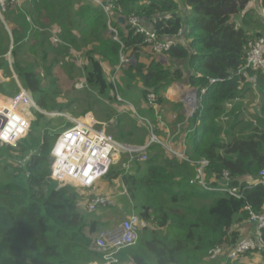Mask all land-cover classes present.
I'll return each instance as SVG.
<instances>
[{"label":"trees","instance_id":"obj_1","mask_svg":"<svg viewBox=\"0 0 264 264\" xmlns=\"http://www.w3.org/2000/svg\"><path fill=\"white\" fill-rule=\"evenodd\" d=\"M78 1L7 3L4 22L0 18V70L11 80L0 82V96L19 93L17 75L42 110L69 109L74 101L58 102L54 84L45 82L41 71L50 75L59 57L78 41L75 31L87 45L93 46L86 53L84 87L87 85L115 101L117 120L113 117L110 123L115 126L106 131L111 135L117 132L114 137L119 142H133L127 136L135 135L121 123H136L118 112L128 102L115 93L112 81L122 48L135 60L120 70L115 81L119 76L124 82L122 93L126 96L133 87L140 89L147 112L140 116L134 105L130 108L133 118L143 126V117L152 116L155 111L148 104V94L156 95L164 114L165 110L169 112L166 92L173 83L206 88L201 112L189 120L186 154L191 159L210 161L207 172L215 178L209 183L212 186L222 185L217 178L225 169L229 170L227 186L239 189L241 197L206 190L191 182L195 165L172 156L158 143L148 147L147 160L134 163L135 173L112 165L106 177L110 182L121 179L128 190V202L148 223L141 227L134 246L119 251L117 262L216 264L217 255L240 240L234 226L248 219L246 207L256 213L264 210V184L256 183L264 170V127L249 126L238 109L226 111L225 107L226 102L241 97L247 89L257 86L264 92V69L245 68L251 35L247 27H238L233 20L248 12L250 0H119L118 15H137L158 39L171 42L167 64L144 52V34L136 33L128 24L124 25L127 33H123L116 20L113 24L119 29L122 47L107 33L104 9L92 0H82V4L93 9L81 11L84 5L78 8ZM261 5L264 7V0ZM54 36L59 40L57 45L52 40ZM107 71L113 72L110 80ZM214 78L221 81L212 83ZM260 108L264 116V103ZM106 109L100 107L99 113L106 115ZM34 114L30 132L16 145L0 144V264L103 263L102 254L93 250L92 245L95 235L108 223L90 216L110 209L82 213L83 189L70 184L60 186L51 177L54 133L59 134L64 127L56 130L52 127L54 119L36 109ZM226 115L229 120L223 122ZM96 118L105 121L100 116ZM262 238L264 241V227Z\"/></svg>","mask_w":264,"mask_h":264},{"label":"built area","instance_id":"obj_2","mask_svg":"<svg viewBox=\"0 0 264 264\" xmlns=\"http://www.w3.org/2000/svg\"><path fill=\"white\" fill-rule=\"evenodd\" d=\"M15 0H0V18L7 10V3ZM101 6L107 14L108 32L111 37L119 41V29L114 26V21H118L117 5L119 0H92ZM118 17V19H117ZM124 17V25L128 24L136 33L145 35V42L153 52L160 57L165 55L171 46L168 40L158 39L156 33L148 29L140 22L137 15L131 14ZM56 38V39H55ZM53 42H59L54 36ZM123 47V44H122ZM159 61V60H158ZM133 59L126 55L123 48L120 52V63L117 65L115 74L112 78L115 84L116 76L123 67L131 65ZM161 62V61H159ZM245 68L264 69V38L258 40L250 39L246 48V64ZM230 78V77H229ZM221 81L219 78L211 80L212 83ZM206 92V88L195 89L184 97L186 104L187 119L195 118L197 112H201L202 99ZM118 99L121 100L118 95ZM148 104L157 110L159 105L156 95L153 93L147 96ZM231 106V105H230ZM38 109L36 101L31 93L20 85V91L12 98H2L0 96V144L14 146L17 142L25 137L31 125V109ZM227 118L228 116H224ZM148 123L149 121L145 119ZM87 115L82 119H73L71 125L65 126L58 134L53 148L51 150L52 164L51 177L58 181H70L75 186L82 188L85 194L82 200L84 208L90 211L107 205H113L115 193L98 192V184L106 175L114 164L118 152H128L140 155L139 161L148 159V147L153 143L162 145L169 154L180 160H186L196 167V174L191 182L210 191H221L230 195L241 197L242 193L239 189L227 186L230 181L229 170L225 169L217 181L222 185L212 186L207 180V169L210 165L208 159H191L186 154V149L180 150L173 146L172 143L152 134L151 140L145 145L126 146L119 142L113 135L107 133L106 124H102ZM191 129H187V134ZM162 139L165 141H162ZM185 143V141H184ZM215 180V178L213 177ZM256 183L264 184V170L260 171ZM248 221L257 226L255 237H246L238 240L231 248L222 250L216 260L222 259V264L233 262L239 257L253 252L264 253V241L262 238V229L264 227V210L261 213L254 212L249 206ZM88 212V211H86ZM148 223L143 220L138 213H132L122 220L117 227L103 229L96 237L94 244L103 252L104 264H112L117 262V254L119 251L132 246L139 238L141 227L147 226Z\"/></svg>","mask_w":264,"mask_h":264},{"label":"rangeland","instance_id":"obj_3","mask_svg":"<svg viewBox=\"0 0 264 264\" xmlns=\"http://www.w3.org/2000/svg\"><path fill=\"white\" fill-rule=\"evenodd\" d=\"M78 2H79L78 8L84 5V9H80L81 11H88L89 9H93L89 5L82 4L83 2L82 0H79ZM74 33L77 36L78 41L73 46H69V50L67 51V53L59 57V62L53 65L50 75L46 76L45 72L41 71L43 80L45 82H52L54 84V93H55L54 95L57 98L58 102L69 103L70 101H74V103L71 104V107L69 109L63 110V112H59L57 110H54L52 112H47V111L42 110L39 106H38L39 108L36 110L48 115L50 119H54L52 123V127H54V129L56 130L58 129L61 130L63 127L70 125L72 123V120L75 118L82 119V118H85L87 115L92 117L93 116L92 113H94L96 117L100 116L102 118H105V121L103 122L106 123L105 126L108 130L111 126H115V124L110 123L111 119L114 117L116 113L115 101L109 100L107 97L106 98L102 97L96 91L89 89L87 85L84 87L85 85L84 68L88 66L86 53L93 46L91 44L87 45L86 42L80 38L78 31H75ZM259 38H261V36L258 37V36L251 35L252 40H258ZM54 45H57V42L54 43ZM29 56L31 58L34 57V55L32 54H30ZM8 57H9L10 62L12 63L11 55L9 54ZM51 61H52V53L50 54L49 62ZM112 73L113 72L107 71L109 80L112 76ZM0 75L3 77L4 76L7 77L6 79L0 78V82L3 81V83H5L6 81L11 80V77L9 78V76H6L4 71H1ZM15 79H16L17 85L19 86L20 81L18 80L17 75H15ZM114 87H115V93L116 94L118 93L120 96H122L126 100V102H128V104L126 103L124 105H121L118 112L122 111L123 117L127 116L135 120L136 122V123H133V122H127V123L122 122L121 123L122 125L125 126L127 131L131 130V131H134L135 133V135L133 136H127V138H131L133 142L120 140L126 146L145 145L151 140L152 134H155L158 137H163V136H166L165 133L170 128L178 129L180 127L177 137L181 136V134L183 133V130L181 128L183 127L185 118L183 117L182 113L177 112V110H180L179 108L175 110V113H172V115L169 116L168 114L169 112L167 113L166 112L167 110H165L163 114L162 111L160 110L161 107L159 106L158 109L154 111V114L152 116L148 115L147 117H143L144 119H147L149 121L148 123H146V122H143V120H141L144 123V126H143L142 123H139L138 120L133 118L131 114L132 109L130 108V106L132 107L134 105L140 116H144L145 112H147L146 102L144 98L141 96L140 89L138 87L136 88L133 87L131 89V92L128 94V96L123 95L122 90L125 88V85L119 76L117 80L115 81ZM12 97L13 96L11 97L2 96V98H12ZM254 102H256V97L252 101H249V103H254ZM102 106L107 107L106 115L99 113V108ZM88 107H90L89 109L91 110L83 114L84 109ZM166 109H169V108H166ZM34 110L35 108L31 109V125H30V129L28 133L31 130L33 121L35 120ZM246 117L247 116H244L245 119ZM113 119L117 120V117H114ZM54 134L56 135L55 137V140H56L58 134L56 133ZM112 135L117 137V132L112 133ZM142 140H144L145 142L143 143ZM162 141L164 140L162 139ZM175 145H176V142L173 143V146ZM154 150L161 151V148L154 147ZM139 157L140 155L138 154H131L128 152H118L115 158L113 167L117 166V167H120V169L122 170L124 169L126 172L129 171V173H135L137 166L136 164L134 165V163L141 162L139 161ZM102 181L105 183L104 186L109 185L106 187V190L112 189V188H115L116 190H120L119 193L122 197L119 199V202L116 207L114 205H107L105 207L100 208L102 210L110 209L109 211L101 213V214H91L90 217L92 218L97 217L102 222L108 223V225H104L101 228V230L117 227V225L122 220H124L126 216L129 215L128 213L130 212V209H131V204L128 202V191L127 192L123 191L124 188H126V186L122 183L121 179L118 178L110 182L109 179L105 176L104 178H102ZM57 182L58 184H60V186H64L68 184L75 186L70 181H58L57 180ZM98 193L100 195H103V193H105V189H103L102 191H99ZM82 202L83 201L81 200L80 201V211L82 213H86V211H88V213H95L99 211V210L90 211V209H85ZM122 203H125L126 205H121ZM197 204L198 203H195V205ZM98 233L93 238L92 249L102 254L103 263L98 262V261H93L88 264H100V263L104 264L105 263L103 252L100 251L94 244V241ZM137 242L138 240L136 241V243ZM136 243H134L132 246H134ZM228 248L224 249V251L227 250ZM115 264H120V262H116Z\"/></svg>","mask_w":264,"mask_h":264},{"label":"crops","instance_id":"obj_4","mask_svg":"<svg viewBox=\"0 0 264 264\" xmlns=\"http://www.w3.org/2000/svg\"><path fill=\"white\" fill-rule=\"evenodd\" d=\"M246 11L248 12L247 13L243 12L240 15H237L233 19L236 22L237 26L247 27V30L250 35L264 37V7L261 5V0H250ZM120 16L122 15H119L118 17ZM118 21L120 23L122 32L127 33V30L124 28V23H122L120 20ZM107 33L111 37L108 31ZM144 52L151 55L154 54L155 58L161 61L160 57H158L149 46H146ZM127 54L129 55L130 53L127 52L126 55ZM132 59L135 60V58L133 57ZM161 62L163 64H167L168 60L167 62H163V61ZM195 89H197V87H192L189 83L175 82L168 88L166 92V97L170 102V104L167 106V108H169V113H168L169 116L172 115V113H175V110L179 108L180 110H177V112L182 113L185 120L183 127L181 128L183 130L181 136L177 137V134L180 130L179 127L178 129L176 128L168 129V131L165 133L166 136H163L162 138L169 141L172 144L176 142L175 146L178 147L180 150L186 149V145L184 141L187 135V129L190 120L187 119L186 116V104L184 102V97L189 93L194 92ZM261 95H262V91H260L257 86H255L254 88L247 89L243 92V95L241 97H237L234 100L226 102L225 103L226 110H232L236 108L241 112V115L243 117L247 116L246 119L249 123V126L264 127V116L262 115L260 108L262 104ZM255 97H256V102L249 103V101H252ZM92 115L94 119L98 121L100 124H106L104 122L99 121L93 113ZM222 119L223 122L228 121L229 117L225 118L223 116ZM194 173L196 174V167ZM207 180L211 182L213 181V178L207 174ZM104 185L105 183L101 180L98 184V190L102 191L103 189H105V193H115L113 205H117L119 199L122 197L119 193L120 190H116L115 188L106 190V187L109 185L107 186ZM123 191L127 192L128 190L124 188ZM121 205H126V204H121ZM132 213H136V212L131 206L130 212L128 214L130 215ZM234 228H237V230H239L240 239H244L246 237H255L257 233V226L254 223L249 222L247 219L242 222H236ZM115 263L116 262L112 264ZM216 264H222V259L220 261L217 260ZM228 264H264V253H258V252L248 253L239 257L233 262H228Z\"/></svg>","mask_w":264,"mask_h":264},{"label":"water","instance_id":"obj_5","mask_svg":"<svg viewBox=\"0 0 264 264\" xmlns=\"http://www.w3.org/2000/svg\"><path fill=\"white\" fill-rule=\"evenodd\" d=\"M1 20H3L2 18H1ZM122 23H124V17H123V15L122 16H120V19H119ZM160 59H161V61H163V62H167V59H166V56L165 55H161L160 56ZM20 85H22L21 83H19V86ZM261 102L262 103H264V92H262V95H261ZM55 143V142H54Z\"/></svg>","mask_w":264,"mask_h":264},{"label":"bare ground","instance_id":"obj_6","mask_svg":"<svg viewBox=\"0 0 264 264\" xmlns=\"http://www.w3.org/2000/svg\"><path fill=\"white\" fill-rule=\"evenodd\" d=\"M1 71H2V70H0V72H1ZM0 78L6 79V78H4V77H3V76H1V75H0Z\"/></svg>","mask_w":264,"mask_h":264}]
</instances>
